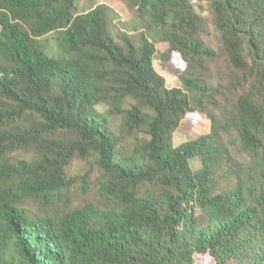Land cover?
<instances>
[{"label":"trees","instance_id":"16d2710c","mask_svg":"<svg viewBox=\"0 0 264 264\" xmlns=\"http://www.w3.org/2000/svg\"><path fill=\"white\" fill-rule=\"evenodd\" d=\"M200 256L264 264V0H0V264Z\"/></svg>","mask_w":264,"mask_h":264},{"label":"rangeland","instance_id":"374dc122","mask_svg":"<svg viewBox=\"0 0 264 264\" xmlns=\"http://www.w3.org/2000/svg\"><path fill=\"white\" fill-rule=\"evenodd\" d=\"M108 0H96V2H106ZM136 11L132 8L129 9V13H120L121 19H125L126 24L134 21ZM125 24V23H124ZM132 24V23H131ZM123 26L122 24H119ZM177 59V58H176ZM154 65L156 69L162 74L169 86H179L180 80L167 72L162 68L161 62L155 57ZM211 130V121L209 118L198 112H189L182 120L179 127L174 133V144L180 145L183 142L198 138L202 134H207ZM76 163V168H77ZM191 166L193 169L198 167V160L196 158L191 159ZM198 264H212L211 259L208 256H200Z\"/></svg>","mask_w":264,"mask_h":264}]
</instances>
